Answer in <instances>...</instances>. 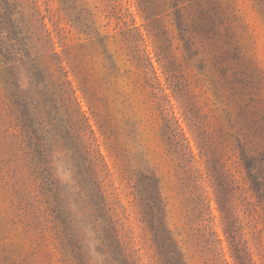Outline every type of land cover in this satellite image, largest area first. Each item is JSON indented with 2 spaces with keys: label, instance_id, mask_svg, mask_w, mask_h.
<instances>
[{
  "label": "rangeland",
  "instance_id": "374dc122",
  "mask_svg": "<svg viewBox=\"0 0 264 264\" xmlns=\"http://www.w3.org/2000/svg\"><path fill=\"white\" fill-rule=\"evenodd\" d=\"M0 95V264H264V0H0Z\"/></svg>",
  "mask_w": 264,
  "mask_h": 264
},
{
  "label": "trees",
  "instance_id": "16d2710c",
  "mask_svg": "<svg viewBox=\"0 0 264 264\" xmlns=\"http://www.w3.org/2000/svg\"><path fill=\"white\" fill-rule=\"evenodd\" d=\"M92 58L96 57L99 58V55H97L95 52L92 53ZM82 65V64H81ZM80 72V78H81V83L83 84V88H84V92L89 94L90 97V101L93 103L92 107L95 110L96 116L98 117L99 120L101 119H105V117H108L109 113L107 111V108L110 106V103H107L106 100H103L104 98V93L101 91V87L99 85V80L96 78H92V76H89L86 72L82 71L81 69H79ZM69 83L71 84L72 81H69ZM73 92L75 93V89L73 90ZM66 94H69V97L71 95V93H69L68 90L65 91ZM248 98V106L251 107V109H261L259 108V103L257 99H254V96L252 94H248L247 95ZM71 99V98H69ZM6 104L5 100L2 99V96L0 95V105L1 107H4V105ZM3 105V106H2ZM232 113V111H230ZM155 114V113H154ZM189 120L191 121V124L194 126V131L198 132V136L199 138L204 139L206 138V129H202V122L196 119H192L189 118ZM89 121V120H88ZM261 124L263 125V121L261 120ZM177 124V121H176ZM101 128L105 129L104 132L107 133V129L106 127H104V123L100 125ZM177 128L180 129V131H183L182 128L178 125ZM171 130V136H174L175 139L179 136V133L175 131V129H170ZM90 131L92 133H95V131L91 128ZM110 131L112 132L113 130L110 129ZM112 134H110L109 138H112ZM183 141H186L188 138L185 136V134L182 132L181 135ZM179 136V137H180ZM178 137V138H179ZM177 143H179V140L176 141ZM182 145V144H179ZM117 147V146H116ZM186 147H188L190 149V152H192L191 147L189 145H187ZM253 151V150H251ZM243 160L245 162L246 168L249 172L250 175V180L252 182L253 188L257 193V197L259 199V202L261 204H264V176H260L259 175V171H262V174H264V161L262 158H259L257 155H245L243 157ZM218 178V177H217ZM149 179V178H147ZM262 179V180H260ZM218 191L220 194L224 195L225 191H224V187L222 188V185H219L218 187ZM155 202V201H154ZM220 207H221V211L223 213H225L226 218H230L229 215V210L227 209V205L226 203L222 200V198H219L218 201ZM147 207L150 209L151 211H160V207L156 206V204H153V208L152 205L150 204V202H148ZM231 225V224H230ZM154 226V225H153ZM67 231H69V234H73L70 232V229H67ZM229 233V238L231 239V245L233 247V255L235 257V263L236 264H251V260H253V258H248V255H246L245 251L243 250V248L239 245V242L236 240V237L234 235H232L233 231L231 230V226L230 228H228V230L226 231ZM161 243H162V256H164V260H165V264H182V262L180 261L179 257L177 256V254L174 252V250L170 249V248H166L164 244H167V246L170 244L168 243V241L170 240L169 237L166 235L164 236V238H161ZM250 260V261H249Z\"/></svg>",
  "mask_w": 264,
  "mask_h": 264
}]
</instances>
